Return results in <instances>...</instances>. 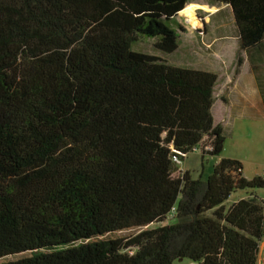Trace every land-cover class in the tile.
Returning a JSON list of instances; mask_svg holds the SVG:
<instances>
[{
  "label": "trees",
  "instance_id": "16d2710c",
  "mask_svg": "<svg viewBox=\"0 0 264 264\" xmlns=\"http://www.w3.org/2000/svg\"><path fill=\"white\" fill-rule=\"evenodd\" d=\"M207 1L259 47L264 0ZM187 2L0 0V264H256L264 198L224 201L264 179L172 160L219 155L217 74L131 50L173 52Z\"/></svg>",
  "mask_w": 264,
  "mask_h": 264
},
{
  "label": "rangeland",
  "instance_id": "374dc122",
  "mask_svg": "<svg viewBox=\"0 0 264 264\" xmlns=\"http://www.w3.org/2000/svg\"><path fill=\"white\" fill-rule=\"evenodd\" d=\"M197 3V4H196ZM201 5V6H200ZM187 7L182 13H177L174 18V26L178 33V43L176 49L171 53H160L152 47L153 39L145 36H139V39L131 44V50L145 52L163 58L167 64L177 67L207 69L208 64L202 61V57L196 53L202 54L206 41L216 34H226L224 40L218 41L215 45L227 43L231 39V34L236 29L233 23L231 12L228 6L211 3L207 0H189ZM212 6L220 7L217 12L212 11ZM191 13L192 18L185 14ZM205 23L204 29H201L202 22ZM221 24L219 29L216 25ZM223 24V25H222ZM177 25V26H176ZM204 36H203V34ZM226 38V39H225ZM230 53V52H229ZM226 53L220 59L211 61L212 69L219 74V79L233 77L237 66L230 64L232 54ZM238 54V53H237ZM237 61V60H236ZM207 67V68H206ZM246 67L242 69V76H247ZM208 70V69H207ZM243 78V79H244ZM247 79V77H246ZM215 89H219L221 80L217 83ZM261 96L264 98V86L259 85ZM244 89H248L247 86ZM264 110L258 107L244 108L234 106L226 112V123H222L223 143L218 156H200L196 151H190L180 161L178 167L181 170H187L191 178H200L204 180L211 172L212 165L218 157L233 158L241 164V174L245 178L262 176L264 173ZM255 195L264 198V187L254 189L234 190L224 201L225 207L240 196ZM156 223L148 227L155 226ZM136 232V229L124 230L113 234L114 236H126ZM264 258V237L262 236L258 244V254L256 264H262ZM186 259L175 261L172 264H187Z\"/></svg>",
  "mask_w": 264,
  "mask_h": 264
},
{
  "label": "crops",
  "instance_id": "0c3cea01",
  "mask_svg": "<svg viewBox=\"0 0 264 264\" xmlns=\"http://www.w3.org/2000/svg\"><path fill=\"white\" fill-rule=\"evenodd\" d=\"M218 8L220 7L212 6V11L217 12L219 10ZM185 9L194 10L191 7H187L186 4L184 5V10ZM206 22H202L201 29H204ZM216 27V29H219L221 24H217ZM224 37H228V35L218 34L217 36L215 34L214 37L206 41L202 54L196 53L202 57V61L209 65L208 68L206 67L208 70H200L215 72L212 69L210 62L215 61V59H220L221 56L229 52V54H232L230 64L233 65L234 63V66H237V69L234 68L235 71L233 77L228 76L227 78L219 79V74L215 72L217 74V79L213 86L211 114L213 124L218 125L221 128V131L223 130L222 123H226V112L234 106L239 105L244 108L260 106V109L264 110V98H262L261 90L258 88L259 85L264 86V39H262L257 49H249L248 51H245L239 48L236 31L231 34V39H229L227 43L215 45L218 41L224 40ZM237 58H239V63L236 61ZM243 67H246L247 79L242 76ZM219 80H221V85L219 89H215L216 86H218L217 83ZM245 86H247L248 89H244ZM241 197L242 196L239 198Z\"/></svg>",
  "mask_w": 264,
  "mask_h": 264
},
{
  "label": "built area",
  "instance_id": "2783aa9c",
  "mask_svg": "<svg viewBox=\"0 0 264 264\" xmlns=\"http://www.w3.org/2000/svg\"><path fill=\"white\" fill-rule=\"evenodd\" d=\"M172 160H173L175 163H177V164L180 163V161H179L176 157H172ZM261 178L264 179V173L262 174Z\"/></svg>",
  "mask_w": 264,
  "mask_h": 264
},
{
  "label": "bare ground",
  "instance_id": "6f19581e",
  "mask_svg": "<svg viewBox=\"0 0 264 264\" xmlns=\"http://www.w3.org/2000/svg\"><path fill=\"white\" fill-rule=\"evenodd\" d=\"M187 17H189V18H192L193 16H191V13H186L185 14ZM263 260V262H262V264H264V259H262Z\"/></svg>",
  "mask_w": 264,
  "mask_h": 264
}]
</instances>
